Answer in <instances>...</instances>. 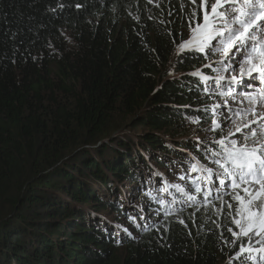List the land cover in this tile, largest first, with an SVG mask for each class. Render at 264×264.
<instances>
[{"label":"trees","instance_id":"trees-1","mask_svg":"<svg viewBox=\"0 0 264 264\" xmlns=\"http://www.w3.org/2000/svg\"><path fill=\"white\" fill-rule=\"evenodd\" d=\"M199 4L0 0V264H264L221 200L222 63L179 48Z\"/></svg>","mask_w":264,"mask_h":264},{"label":"snow or ice","instance_id":"snow-or-ice-1","mask_svg":"<svg viewBox=\"0 0 264 264\" xmlns=\"http://www.w3.org/2000/svg\"><path fill=\"white\" fill-rule=\"evenodd\" d=\"M192 3L195 4L196 0H192ZM200 12L203 13V23L197 19ZM190 19L192 23L189 24V28L192 37L179 45L181 51L186 49V45L194 44L195 48L189 47L187 50L222 53L225 62L233 60L239 66L241 78L231 77L235 83H245L244 77H246L247 80H259L264 84V0H215V3H211V0H200L199 11L194 10ZM217 24L221 26L217 27ZM211 66V64L205 65V67ZM225 70H228L227 65ZM192 75H198V72ZM241 95L254 105L251 109L254 118L243 127L237 126L235 132H229V136L241 133L244 143L232 139L229 141L231 145L229 148L224 145V140L228 137L216 141L217 144L224 145L225 156L223 162L220 159L215 162L228 177L227 180H219L226 189L224 195H232L237 204L236 216L233 217L232 223L240 231L237 233L229 228V232L237 238L241 235L249 236L250 233L264 237V144L259 142V137L264 136V123H262L264 115L256 113L257 106L264 108V87L255 96L252 93H241ZM257 123H260L259 131L252 127ZM220 127L221 125L213 120L212 130L215 131ZM244 129L248 131L245 132ZM229 164L231 167L227 166ZM192 167L195 170L197 166ZM206 171L211 172V169ZM176 187L178 191H182L178 185ZM197 191L200 189L197 188ZM209 195L211 190L205 193V198L207 199ZM221 200L227 203L231 211L232 202H225L222 197ZM243 251L244 249L241 248V252Z\"/></svg>","mask_w":264,"mask_h":264},{"label":"rangeland","instance_id":"rangeland-1","mask_svg":"<svg viewBox=\"0 0 264 264\" xmlns=\"http://www.w3.org/2000/svg\"><path fill=\"white\" fill-rule=\"evenodd\" d=\"M211 3H215V0H211ZM209 11H210V6H209ZM201 23H203V19H202ZM220 26H221L220 24H217V27H220ZM191 37H192V32L190 33V37L187 41H189L191 39ZM258 39H259V37H258ZM217 43H218V41H217ZM186 47L195 48V45L194 44L193 45H187ZM215 54L217 57L223 56L222 53H215ZM239 59H240L239 54H237V60H239ZM221 63L222 64H220L219 66H217L213 69L214 73L212 74L213 76L210 77V80L215 79L218 76H222V75H224V78H225L224 79V86H219L218 80L215 82H212V85H214L218 88V89H215V91L218 92L217 101H222V102L224 101V114L226 115V117L228 116L229 118H231L230 120L228 119L226 127L224 128V131L226 132V135L228 137V139L226 140V142H228L227 145H230L229 141L234 139V137H230L229 132L230 131L235 132V129L237 126L243 127V125L245 123H247L249 120L254 118L252 115V111H251V109L253 108L254 105L252 103H250L249 100L246 99L245 96L241 95L240 93H252L255 96L258 94V93H256V91H258V89L253 90V89H246V88L249 85H251V86L252 85H259L261 83L259 80H247L246 77H244L245 83L237 84L231 79V77L236 76L238 79L241 78L240 69H239L238 64L236 62H234L233 60H227L226 62L223 61ZM226 65L228 66L227 71L225 70ZM245 85H246V88L243 91L242 86H245ZM237 86H239V87H237ZM254 88H255V86H254ZM227 103L230 105L228 108L225 105ZM256 113H257V115H264V108L257 106L256 107ZM262 123H264V122H262ZM252 127L258 128V130H260V123L253 124ZM244 131L247 132L248 130L244 129ZM261 138L264 140V136H261ZM241 141H243V137L241 138ZM158 173L161 174L163 177H165V176L168 177L164 171H159ZM143 178L145 180L148 179L146 175H143ZM163 182L165 183L166 181H163ZM163 182H161V183H163ZM148 185L150 186L149 187L150 190L148 191L147 194L150 197L149 194H150L151 190L156 188L155 186H159V185L157 183L155 184L154 181H153V183L148 184ZM146 186H147V184H146ZM130 189L132 191L134 189V187H132V188L128 187L126 190H130ZM125 193H126V191L123 192V195ZM236 208H237V204H236V202H234L233 208H232L234 212H236ZM139 221L140 220H136V222H139ZM239 231H240L239 228L236 226V232L239 233Z\"/></svg>","mask_w":264,"mask_h":264},{"label":"bare ground","instance_id":"bare-ground-1","mask_svg":"<svg viewBox=\"0 0 264 264\" xmlns=\"http://www.w3.org/2000/svg\"><path fill=\"white\" fill-rule=\"evenodd\" d=\"M219 77V76H218ZM254 86H255V88H254ZM245 87H246V85L245 86H242V90L244 91L245 90ZM249 87V86H248ZM258 87H260V84L259 85H252V86H250L249 88L250 89H253V90H256ZM262 88V87H261ZM260 88V89H261ZM259 89V90H260ZM209 91V90H208ZM241 94V93H240ZM229 103V102H228ZM225 104L226 105V107L228 108L230 105L229 104ZM211 107V106H210ZM226 144L228 143V142H225ZM211 153V152H210ZM208 155H209V153H208ZM206 157V156H205ZM209 157V156H208ZM211 158H213V157H211ZM198 159H200V158H198ZM223 159V158H222ZM202 161V160H201ZM204 162L206 161L205 159L203 160ZM203 161H202V163H203ZM209 161V160H208ZM210 163V162H209ZM190 164V163H189ZM206 164H207V161H206ZM205 164V165H206ZM204 165V164H203ZM204 165V166H205ZM156 169V168H155ZM216 169V168H215ZM190 171V170H189ZM199 171V170H198ZM219 171H220V169H219ZM217 172V171H216ZM221 174V173H220ZM223 174V173H222ZM174 176V175H173ZM212 176V175H211ZM163 179V178H162ZM166 180H167V177L165 178ZM214 179V178H213ZM138 183V182H137ZM166 183V182H165ZM217 183V182H216ZM163 183H161V185H162ZM191 184H192V182H191ZM164 185V184H163ZM189 185V184H188ZM150 186L147 184V188H149ZM195 189V188H194ZM193 189V190H194ZM217 189V188H216ZM203 190V189H202ZM203 191H205V190H203ZM207 192H209V191H207ZM217 192V191H216ZM167 194H169V193H167ZM168 198H169V196H167ZM170 198H172V196L170 197ZM142 218V217H141ZM139 219V218H138ZM136 221V220H135ZM143 223V222H142Z\"/></svg>","mask_w":264,"mask_h":264}]
</instances>
